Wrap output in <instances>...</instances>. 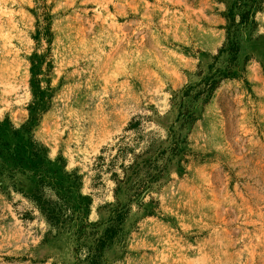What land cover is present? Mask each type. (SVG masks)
Listing matches in <instances>:
<instances>
[{
	"label": "rangeland",
	"instance_id": "rangeland-1",
	"mask_svg": "<svg viewBox=\"0 0 264 264\" xmlns=\"http://www.w3.org/2000/svg\"><path fill=\"white\" fill-rule=\"evenodd\" d=\"M235 3L0 0V264H264V0Z\"/></svg>",
	"mask_w": 264,
	"mask_h": 264
},
{
	"label": "trees",
	"instance_id": "trees-1",
	"mask_svg": "<svg viewBox=\"0 0 264 264\" xmlns=\"http://www.w3.org/2000/svg\"><path fill=\"white\" fill-rule=\"evenodd\" d=\"M263 4V0H236L235 9L239 12L240 24H254L255 15L258 11L261 10ZM49 30L47 26H42L37 31V36L45 35L48 36ZM228 55L231 56V59L234 60L235 56L238 52V46L235 41V37L230 35L227 38L226 47L224 51ZM218 81L212 80L209 84H207L208 89L206 92L210 94L217 87ZM47 190L54 189L45 183H41L39 189L34 191V193L30 196L29 200L33 203L35 208L39 211L40 215L44 218L46 223L48 224L49 232H56L63 224L72 220L74 217V213L70 211L68 204L66 203L65 197L60 195L59 193L56 195V201H51L50 198L46 195ZM121 215H117V221L121 220ZM110 234L111 231H107ZM110 237H104L99 239L97 242V246L95 248V255L93 259V263L97 260L96 253H100L106 242L110 240Z\"/></svg>",
	"mask_w": 264,
	"mask_h": 264
}]
</instances>
